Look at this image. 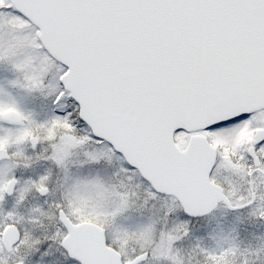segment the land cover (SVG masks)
I'll return each instance as SVG.
<instances>
[{
  "label": "snow or ice",
  "instance_id": "snow-or-ice-1",
  "mask_svg": "<svg viewBox=\"0 0 264 264\" xmlns=\"http://www.w3.org/2000/svg\"><path fill=\"white\" fill-rule=\"evenodd\" d=\"M0 264H264V0H0Z\"/></svg>",
  "mask_w": 264,
  "mask_h": 264
}]
</instances>
